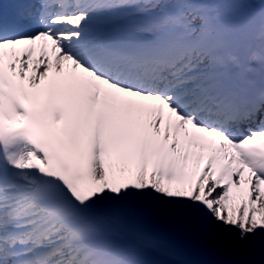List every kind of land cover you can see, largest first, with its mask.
I'll return each mask as SVG.
<instances>
[{
	"label": "snow or ice",
	"instance_id": "6c2138e0",
	"mask_svg": "<svg viewBox=\"0 0 264 264\" xmlns=\"http://www.w3.org/2000/svg\"><path fill=\"white\" fill-rule=\"evenodd\" d=\"M3 7L0 264H150L127 209L144 197L264 257V0L237 21L212 0Z\"/></svg>",
	"mask_w": 264,
	"mask_h": 264
},
{
	"label": "bare ground",
	"instance_id": "6f19581e",
	"mask_svg": "<svg viewBox=\"0 0 264 264\" xmlns=\"http://www.w3.org/2000/svg\"><path fill=\"white\" fill-rule=\"evenodd\" d=\"M36 28L39 27V25L35 26ZM35 30L34 28L32 29H27L25 30L26 32H30ZM153 201V211L152 207L150 209V215L152 219L150 220V225L149 227L152 228V225H154L153 230L156 232V234H160L162 238H167L169 239L170 234L166 235L165 229L162 227L160 223H157L158 220H160V216L163 217H174L175 215V210H176V204L178 203L179 200H169L167 198H157V199H152ZM198 220H202L204 223V229H198L199 232V242L197 241V244L194 246H191V248L194 250L195 253L200 254L205 252L207 249H210L211 251V256H221L226 259H231L232 261H237V257L228 252L227 250L222 249L221 247L218 246L216 243L214 236H218L222 232V225L216 221L214 224H211V217L206 211H200L196 223ZM211 228L214 229L212 235H209V231ZM198 246V247H197ZM240 253H245L248 252L247 248H243L242 246H237L236 247ZM169 248L166 245H163V251H167Z\"/></svg>",
	"mask_w": 264,
	"mask_h": 264
},
{
	"label": "rangeland",
	"instance_id": "374dc122",
	"mask_svg": "<svg viewBox=\"0 0 264 264\" xmlns=\"http://www.w3.org/2000/svg\"><path fill=\"white\" fill-rule=\"evenodd\" d=\"M211 222L212 223H215L216 221L215 220H213V219H211ZM200 225H201V227H204V225H203V223L202 222H200ZM199 226V225H198ZM232 230V229H231ZM235 229H233V233L235 234ZM211 233H213V231L211 232ZM223 234H224V228H223V226H222V232L218 235L219 237H223ZM237 243L239 244V246H242L243 248H249V245H247V244H243V243H241V242H239V240H238V237H237ZM227 251L228 252H230V253H232V254H234L236 257H237V260H238V262L239 263H241V264H243V263H245V264H257V262H259V260L256 258V261H251V262H249L248 260H247V257L248 256H245V255H243V254H239L238 253V251H237V249L235 248H233V246L232 245H228L227 246ZM253 254H255V253H251V256H254ZM247 255V254H246ZM250 256V257H251ZM211 263H212V261H210ZM218 262H221L222 264H238L237 262H233V261H231L230 259H226V258H224V257H222L220 260L219 259H217V260H215L214 262H213V264H217ZM189 264H196V263H193V262H191V263H189Z\"/></svg>",
	"mask_w": 264,
	"mask_h": 264
}]
</instances>
